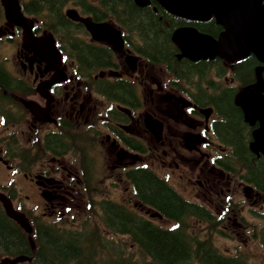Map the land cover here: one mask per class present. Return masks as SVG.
<instances>
[{
	"label": "flooded vegetation",
	"instance_id": "1",
	"mask_svg": "<svg viewBox=\"0 0 264 264\" xmlns=\"http://www.w3.org/2000/svg\"><path fill=\"white\" fill-rule=\"evenodd\" d=\"M18 1L23 8L22 2ZM76 1L74 8L80 16L72 20L64 16V21H57L58 25L54 27L45 25L53 37L49 36L52 52L45 47L36 53L32 46L23 44V26L5 17L0 0V123L1 126L8 122L13 125L20 119L30 120L31 135L37 136H29L26 146L30 150L36 148L39 154L45 152L49 163L39 165L37 171L36 167H32L36 162L18 163L21 167L26 166V169L21 172L18 168L15 172L21 173L30 186L35 187L33 197L38 196L43 202L26 209L22 202L14 198L15 204L31 214H38L35 211L40 207L41 214L34 216L41 218L53 219L60 215L59 210L63 208L74 185L71 182H77L80 177L73 158L65 160L67 152L77 154L80 151L75 148L66 150V137L71 135L73 129L91 130V136H99L98 144L105 143L110 167L117 171V175L131 166L137 170L150 163L159 164L162 171L167 170L164 171L167 173L169 170L181 185H193L196 198L220 214L227 215L232 210V187L241 190L240 198L250 201L252 205L264 200L252 189L255 188L254 184L244 178L248 172L247 161L241 163L237 150L230 143L219 140V137L222 138L220 124H225V116L215 106L216 99L226 93L240 113L241 136L243 133L252 135L257 122L246 120L235 99L241 90H256L259 77L264 72V63L254 54L232 62L217 54L196 60L184 56L179 44L172 38L176 29L191 28L218 39L224 31L223 27L212 14L203 18L179 15L167 11L159 0H149V5L145 7L159 15L158 18L162 15L173 24L168 41L171 62L155 60L145 55L140 35L118 18L113 8H107L101 0L99 7ZM91 6L101 14L95 16L93 13L89 18L121 32L123 45H117L116 49L112 43L91 36L79 19L88 15L87 10H92ZM23 15L33 37H45L46 31L38 20ZM69 15L73 17L74 14ZM65 24L68 25L64 27ZM163 24L168 26V21L164 20ZM79 43L103 52L107 60L91 66L84 65L77 55ZM71 56L79 65L74 69L77 75L72 67H67L66 59L71 60ZM248 57L252 62L254 77L243 83L239 70ZM180 62H183L181 66L192 63L195 67L187 74L178 67ZM89 71L95 72L90 74V79L84 77ZM115 83L120 88L124 85L129 87L132 96L128 98L124 94L113 93L120 90L115 89ZM97 92L104 97L98 98ZM212 95L216 99L211 100ZM110 100L120 104L111 102L109 112L105 106L109 105ZM2 113L6 120L1 122ZM145 118L158 122L152 131L144 125ZM41 128L42 143L38 138ZM17 138L14 132L0 137L2 164H7L3 156L8 155L9 150L16 153L22 149ZM246 152L250 162L257 161L262 155L250 148H245ZM6 166L14 170V165ZM127 203L136 207L145 220L153 223L158 219L151 205L141 203L133 196ZM209 207L206 208L210 210Z\"/></svg>",
	"mask_w": 264,
	"mask_h": 264
},
{
	"label": "trees",
	"instance_id": "2",
	"mask_svg": "<svg viewBox=\"0 0 264 264\" xmlns=\"http://www.w3.org/2000/svg\"><path fill=\"white\" fill-rule=\"evenodd\" d=\"M66 1L32 0L24 5V10L38 14L46 9L53 21L63 22L61 7ZM80 1L86 3L85 0ZM101 3L107 8H113V13L140 35L146 56L170 64L172 57L168 41L173 24L167 18L162 15L158 18L159 15L149 8L137 7L131 0H101ZM91 9L87 12L95 13V16L101 14L100 11H94L92 6ZM164 20L168 21V26L163 24ZM78 47V58L86 66L107 60L106 54L93 47L82 43ZM180 63L178 67L187 74L195 67L192 63L186 62L183 66V62ZM239 71L243 83L254 77L250 57L241 63ZM262 78L264 81V72ZM117 85L115 83V89L120 90H114L113 93L124 94L128 98L132 96L129 87L124 85L120 88ZM210 99L216 98L212 95ZM216 100L214 103L218 112L225 116V124H220L222 138L219 137V140L230 143L237 150L241 163L247 161L248 172L244 178L254 184L259 193L264 194V155L258 157L261 160H248L245 148L252 141V135L243 133L245 136H241L240 113L226 93ZM126 177L135 189L136 198L154 207L167 219H172L175 223L173 228L156 226L131 211L128 206L102 199L96 203L99 214L94 211L98 215L97 222L86 219L78 227H67L63 224H48L41 219L33 221L32 238L35 247L32 255L26 234L4 214L0 205V258L31 256L30 261L19 264H249L244 256H227L217 252L210 240L215 227L209 228L211 231L205 238L192 232L191 221L209 222L211 215L203 207L185 201L151 170H131ZM260 219L264 220V214ZM114 236L125 237L127 243L114 241ZM258 238L264 244V229L259 231Z\"/></svg>",
	"mask_w": 264,
	"mask_h": 264
},
{
	"label": "rangeland",
	"instance_id": "3",
	"mask_svg": "<svg viewBox=\"0 0 264 264\" xmlns=\"http://www.w3.org/2000/svg\"><path fill=\"white\" fill-rule=\"evenodd\" d=\"M69 7H73V4L68 3L67 5H65L63 10ZM40 16L41 18H43V27L44 24L52 25L53 22L51 19L45 17V15L43 14H41ZM34 18L37 19V17ZM70 61L71 60L67 61V67L74 68V64ZM71 64H73V66ZM97 96L98 98H102L99 95ZM92 100H94V98H92ZM5 110H7V108H5ZM29 126L30 120L22 119H20L13 125L8 122L1 126L0 123V137L8 136L9 133L14 132L18 136L17 139H19L20 146L22 148H26L28 137L37 136L36 134L31 135L32 132L31 130H29ZM42 131L43 129L41 128L38 132V138H41ZM101 131L104 133L103 129H101ZM90 137L93 138V146L95 145L94 137ZM97 148L99 149V151H89V161H92V165L89 169L90 176L88 177V184L84 185L86 175L81 178V174L76 183L75 181L71 182L72 184H74L73 192H70V195L67 197L64 203L66 207L61 210L63 214H61L60 216H62L63 219H59L63 225H66L68 227L81 225L80 223L83 222L84 217H87L90 222H97L94 213L92 214L91 210L87 209L86 204H83L85 200L83 198H86L83 195L85 193H90L91 196L94 197V199L105 196L107 198H112L114 201L128 200V202H130L132 200V197L130 195L131 188L128 183L124 181V176L122 177L121 175H117V171L112 170L110 167L111 165L108 160L105 143L98 146ZM3 157L7 160L8 165H14V170H10L9 168H7V164H2L0 162V186H4L8 190L12 189L14 192H17L19 200L23 203V205H25L26 209H30V207H32V205L34 204L40 205L43 200H41L38 196L33 197V195H35V187H31L30 183H28L24 179L21 173L15 172L18 170V168L19 170H21V172L24 171L26 169V166H19L18 163L20 162V160L18 161V158H16L14 155H4ZM35 158L37 164L32 165L33 168L36 167L35 171L39 169V165L48 163V155L42 152ZM72 158V162L77 168L78 164L80 163L79 159L75 161L74 157ZM12 159H15L16 161ZM69 159L70 155L65 157L66 161H69ZM150 167L157 175L164 178L167 184L170 187L174 188L182 197L194 202H199L205 207H209L205 203L201 202L200 198H196L193 185H181V182L178 178L173 177L169 170L167 173L164 172L167 170L162 171V167L160 168L159 164L150 163L149 168ZM75 192L78 193L76 194ZM232 192L234 202L232 204V207H230L232 208V210L227 215L224 214L223 219H219V222H221L222 225H219V227L216 228L218 230H213L211 232V243L216 248L217 252L221 254L228 256H235L239 254L246 257L247 261H249L251 264H264V251L262 250L257 237L254 236V233H258L260 228L264 226V222L257 217L258 213L264 212V200H259L256 205H252L250 201L240 198L239 194L241 193V190L232 187ZM251 206L252 210L250 209ZM67 208L70 209V211H67ZM210 210L212 209L210 208ZM40 211L41 208L39 207L36 213ZM212 213L215 215L219 214L215 209L212 210ZM157 223L160 226H173V223H171L170 221ZM209 228V225L191 221L192 232L197 233L200 237L205 238L206 236H208L209 231H211ZM101 230H103L102 227ZM103 232L107 234V236H110L108 235L106 230H103ZM113 240H121L127 243V239L125 237L114 236Z\"/></svg>",
	"mask_w": 264,
	"mask_h": 264
},
{
	"label": "water",
	"instance_id": "4",
	"mask_svg": "<svg viewBox=\"0 0 264 264\" xmlns=\"http://www.w3.org/2000/svg\"><path fill=\"white\" fill-rule=\"evenodd\" d=\"M140 7L149 4V0H133ZM170 12L179 15L203 18L211 14L216 18L225 31L219 40L198 33L191 28H180L173 32V39L180 44L190 58H206L218 52L228 60L242 58L254 54L264 63V0H159ZM5 17L17 24L23 25V44L32 46L38 53V45L48 43L46 38H34L29 27L21 16L16 0H1ZM87 30L96 40L112 43L116 48L122 45L120 33L111 29L106 24L94 23L88 19L83 20ZM262 82L259 79L256 90L240 91L235 99L247 121L257 122L258 128L254 132V141L251 144L253 151L264 154V93ZM150 130L153 128L147 123ZM0 203L6 215L14 220L28 234L31 247L33 242L30 237L31 228L22 213L15 211L10 200L0 193ZM30 260L27 256H18L14 259H4L2 264H15L20 261Z\"/></svg>",
	"mask_w": 264,
	"mask_h": 264
},
{
	"label": "bare ground",
	"instance_id": "5",
	"mask_svg": "<svg viewBox=\"0 0 264 264\" xmlns=\"http://www.w3.org/2000/svg\"><path fill=\"white\" fill-rule=\"evenodd\" d=\"M251 152V151H250Z\"/></svg>",
	"mask_w": 264,
	"mask_h": 264
}]
</instances>
